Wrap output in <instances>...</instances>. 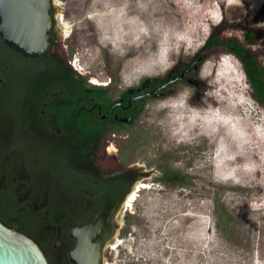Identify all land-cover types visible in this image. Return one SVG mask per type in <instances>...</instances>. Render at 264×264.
<instances>
[{
	"label": "rangeland",
	"instance_id": "rangeland-1",
	"mask_svg": "<svg viewBox=\"0 0 264 264\" xmlns=\"http://www.w3.org/2000/svg\"><path fill=\"white\" fill-rule=\"evenodd\" d=\"M54 1L61 20L71 25L61 38V54L75 58V71L84 77L112 76V86L122 90L128 87L121 85V66L142 50L130 48L121 58L98 43L103 33L139 26L168 31L174 63L161 74H156L158 66L145 63L152 74L133 83L134 88L173 68L180 72L179 59H190L208 36L210 23L220 19V2L243 0ZM245 1L264 27V14L258 12L264 0ZM157 39L152 38L153 51ZM195 64L182 81L143 101L129 127V148L126 139L115 138L118 161L125 154L147 175L141 180L145 189L136 192L120 218L122 241L104 253L108 264H193V257L195 264H264V106L251 95L233 55ZM181 95L185 106L171 107ZM162 169L190 179L166 183L159 179Z\"/></svg>",
	"mask_w": 264,
	"mask_h": 264
},
{
	"label": "flooded vegetation",
	"instance_id": "flooded-vegetation-1",
	"mask_svg": "<svg viewBox=\"0 0 264 264\" xmlns=\"http://www.w3.org/2000/svg\"><path fill=\"white\" fill-rule=\"evenodd\" d=\"M49 1L42 54L24 55L0 33V221L34 240L47 264H76L72 256L85 233L90 244L100 241L108 264L104 253L122 241L120 218L147 175L125 154L118 161L115 138L129 148L136 107L166 85L150 94L147 84L120 90L112 76L78 74L75 58L60 52L71 25L65 32L59 5ZM192 62L172 70L183 80Z\"/></svg>",
	"mask_w": 264,
	"mask_h": 264
},
{
	"label": "water",
	"instance_id": "water-1",
	"mask_svg": "<svg viewBox=\"0 0 264 264\" xmlns=\"http://www.w3.org/2000/svg\"><path fill=\"white\" fill-rule=\"evenodd\" d=\"M49 8V0H0V33L6 43L24 55L42 54L51 25ZM182 75H174L149 93H155ZM123 120H128V117ZM90 238L88 233L78 238L72 256L76 264H102L100 241L90 244ZM0 264H47V261L34 240L0 221Z\"/></svg>",
	"mask_w": 264,
	"mask_h": 264
},
{
	"label": "trees",
	"instance_id": "trees-1",
	"mask_svg": "<svg viewBox=\"0 0 264 264\" xmlns=\"http://www.w3.org/2000/svg\"><path fill=\"white\" fill-rule=\"evenodd\" d=\"M221 17L217 22L210 23L209 34L204 43L194 52L187 61L179 59L177 67L183 69L193 61L191 65L200 60L211 58L217 59L221 55H233L241 63L245 73L248 85L253 98L262 106H264V64L262 58L264 55V27L257 22V17L249 8V4L243 0L239 3L226 4L220 2ZM259 13L264 14V1L258 9ZM229 30L240 31L239 34H227ZM181 64V62H183ZM180 69V70H181ZM175 71H169L168 75L154 79L151 82H146L147 89L154 88L164 83L166 80L173 77ZM182 81L177 79L175 83ZM173 84H166L164 89ZM140 107V106H139ZM132 118H136L140 112L138 107ZM160 180L166 183L178 184L185 183L190 179L186 174H181L171 170L162 169ZM217 203V201H216ZM217 206V205H216ZM222 219V215L220 216Z\"/></svg>",
	"mask_w": 264,
	"mask_h": 264
},
{
	"label": "clouds",
	"instance_id": "clouds-1",
	"mask_svg": "<svg viewBox=\"0 0 264 264\" xmlns=\"http://www.w3.org/2000/svg\"><path fill=\"white\" fill-rule=\"evenodd\" d=\"M153 37H158L155 51L151 47ZM168 37V31L162 26H139L135 30L122 31L119 34L103 33L98 43L102 46L110 47L111 51L121 58L127 55L130 48L142 50L137 56L125 60L121 66V85L131 87L133 83H139L143 76L152 74L145 71V63L151 62L158 66L160 72L156 74H161V72L167 71V68L172 66L174 61L170 57L173 53V47L169 45ZM98 52L99 50L97 49ZM176 52L178 54V49H176ZM184 106L185 95H181L180 99L171 105L173 108ZM161 107H164V105H161ZM208 246L207 242L203 245L204 248H208ZM193 264H195V257H193Z\"/></svg>",
	"mask_w": 264,
	"mask_h": 264
},
{
	"label": "bare ground",
	"instance_id": "bare-ground-1",
	"mask_svg": "<svg viewBox=\"0 0 264 264\" xmlns=\"http://www.w3.org/2000/svg\"><path fill=\"white\" fill-rule=\"evenodd\" d=\"M67 27H68V28H66V31H65V32H67V31L69 30V25H68V24H67ZM145 185H146V184H145ZM145 185H142V186L145 187ZM135 191H136V190H135ZM135 194H136V192H134V193L131 194V196H130V199H131V200L134 199ZM131 200H130V201H131ZM129 203H130V202H129Z\"/></svg>",
	"mask_w": 264,
	"mask_h": 264
}]
</instances>
